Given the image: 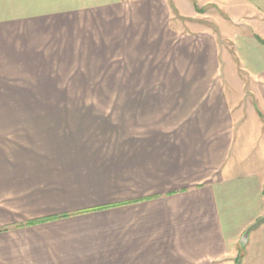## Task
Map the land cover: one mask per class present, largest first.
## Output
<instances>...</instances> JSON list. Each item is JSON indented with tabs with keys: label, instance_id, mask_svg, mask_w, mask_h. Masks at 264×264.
Returning a JSON list of instances; mask_svg holds the SVG:
<instances>
[{
	"label": "crops",
	"instance_id": "obj_1",
	"mask_svg": "<svg viewBox=\"0 0 264 264\" xmlns=\"http://www.w3.org/2000/svg\"><path fill=\"white\" fill-rule=\"evenodd\" d=\"M44 40L165 90L28 100ZM263 184L264 0H0V264H264Z\"/></svg>",
	"mask_w": 264,
	"mask_h": 264
},
{
	"label": "rangeland",
	"instance_id": "obj_2",
	"mask_svg": "<svg viewBox=\"0 0 264 264\" xmlns=\"http://www.w3.org/2000/svg\"><path fill=\"white\" fill-rule=\"evenodd\" d=\"M38 61H29L28 71H12V87L16 94H22L28 97V100L37 97L42 98H63V97H100V96H132L134 91L162 92L163 88H132L128 86H118L117 81H128L132 79L160 80L166 73L163 70L144 72L141 68L157 66L160 69L163 65H157V62L148 66L145 57L140 64L131 65L121 56L102 55L81 57L74 50L69 54L67 41L44 40L43 48L38 50ZM41 52V53H40ZM76 53V54H75ZM43 54V55H42ZM42 55V56H41ZM32 59V58H31ZM162 59V58H161ZM30 60V59H29ZM13 67H17L14 66ZM134 67V68H133ZM137 69V70H134ZM153 69V68H151ZM128 85V84H122ZM123 105V103L116 104ZM29 111H45L44 107H54L50 110H60V107H76L75 109L84 110L85 107L103 111L115 104H28ZM67 110V109H64Z\"/></svg>",
	"mask_w": 264,
	"mask_h": 264
},
{
	"label": "water",
	"instance_id": "obj_3",
	"mask_svg": "<svg viewBox=\"0 0 264 264\" xmlns=\"http://www.w3.org/2000/svg\"><path fill=\"white\" fill-rule=\"evenodd\" d=\"M263 193H264V184H263ZM261 224H264V215H262L261 217H259L258 219H256L251 225H249L247 227V229L245 230V232L243 234V240L247 238V235L250 232V230L258 227Z\"/></svg>",
	"mask_w": 264,
	"mask_h": 264
}]
</instances>
